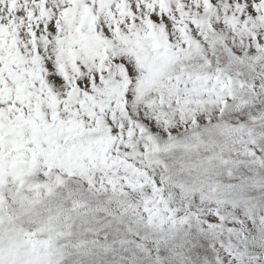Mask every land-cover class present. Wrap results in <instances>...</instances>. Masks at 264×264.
<instances>
[{
  "label": "snow or ice",
  "instance_id": "6c2138e0",
  "mask_svg": "<svg viewBox=\"0 0 264 264\" xmlns=\"http://www.w3.org/2000/svg\"><path fill=\"white\" fill-rule=\"evenodd\" d=\"M212 250L264 264V0H0V264Z\"/></svg>",
  "mask_w": 264,
  "mask_h": 264
},
{
  "label": "rangeland",
  "instance_id": "374dc122",
  "mask_svg": "<svg viewBox=\"0 0 264 264\" xmlns=\"http://www.w3.org/2000/svg\"><path fill=\"white\" fill-rule=\"evenodd\" d=\"M212 251L214 252L213 257L210 258V257L205 256L203 258L204 264H213V260L218 259V257L215 255V250H212Z\"/></svg>",
  "mask_w": 264,
  "mask_h": 264
}]
</instances>
